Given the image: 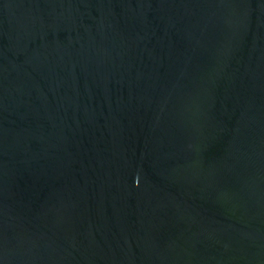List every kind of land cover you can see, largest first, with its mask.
<instances>
[{
	"label": "water",
	"instance_id": "obj_1",
	"mask_svg": "<svg viewBox=\"0 0 264 264\" xmlns=\"http://www.w3.org/2000/svg\"><path fill=\"white\" fill-rule=\"evenodd\" d=\"M0 264H264V0H0Z\"/></svg>",
	"mask_w": 264,
	"mask_h": 264
}]
</instances>
